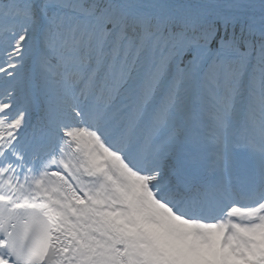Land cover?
Wrapping results in <instances>:
<instances>
[{"label": "snow or ice", "instance_id": "1", "mask_svg": "<svg viewBox=\"0 0 264 264\" xmlns=\"http://www.w3.org/2000/svg\"><path fill=\"white\" fill-rule=\"evenodd\" d=\"M0 264H264V0H0Z\"/></svg>", "mask_w": 264, "mask_h": 264}]
</instances>
